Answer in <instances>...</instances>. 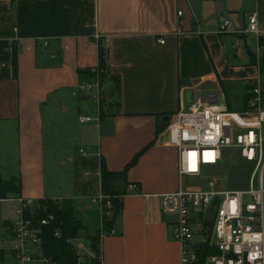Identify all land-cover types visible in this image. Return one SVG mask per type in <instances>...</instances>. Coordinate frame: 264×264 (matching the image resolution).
I'll return each mask as SVG.
<instances>
[{
    "label": "crops",
    "instance_id": "0c3cea01",
    "mask_svg": "<svg viewBox=\"0 0 264 264\" xmlns=\"http://www.w3.org/2000/svg\"><path fill=\"white\" fill-rule=\"evenodd\" d=\"M215 1V13L222 14V3L218 13ZM256 2V10L245 17L256 13L264 23V0ZM180 3L0 0V175L19 180L23 199L69 204L85 228L75 241L81 244L83 233L86 239L98 235L102 264H179L180 245L172 237L174 219L160 214L155 199L141 196L122 198L114 234L102 229L101 212L91 202L102 194L101 161L109 172L120 173L149 147L125 182L116 185L126 192L133 183L146 195L176 191L178 156L166 129L171 117L189 105L186 93L191 99L210 93L224 98L221 81L228 97L236 90L233 107H238L244 81L258 75L243 51L248 66L230 64L220 34L202 32L188 1L183 0L186 15ZM237 37L246 47V36ZM99 46L111 83L119 80V90L110 93L116 107L104 115L110 100L100 86L87 89L91 81L82 75L97 67ZM10 222L2 221L1 264L9 259L4 252ZM84 250L91 254L88 246Z\"/></svg>",
    "mask_w": 264,
    "mask_h": 264
},
{
    "label": "built area",
    "instance_id": "2783aa9c",
    "mask_svg": "<svg viewBox=\"0 0 264 264\" xmlns=\"http://www.w3.org/2000/svg\"><path fill=\"white\" fill-rule=\"evenodd\" d=\"M246 18L245 28L241 32L235 29L232 34L253 37L257 43L253 66L258 75L244 81V87L249 86V93L253 96L247 108L229 110L222 95L216 93L194 97L191 104L183 106L171 117L166 139L177 151L180 179L184 176L198 178L204 169L215 168L223 161L224 150L236 151L238 157L252 167L248 189L201 190L183 188L180 182L172 193L146 195L138 185L130 183L121 197L135 195L155 199L160 214L174 219L172 237L180 245L179 264H195L196 246L190 244L194 231L202 236L203 222L210 207L213 208L210 245L216 254L207 256L203 264H264V107L259 76V61L264 57V46L259 44V40L264 38V23L259 22L256 13L248 14ZM229 27L228 20L220 19L219 34H225ZM46 45L44 43L43 46ZM92 86L99 87V84H86L87 89ZM97 99L99 101L100 97ZM89 121V118H79L80 123ZM3 201H13L18 205L8 226L9 239L4 253L9 261L13 264L35 261L51 264L42 255L41 235L42 229L54 220V216L48 214L47 207L40 200L17 197ZM91 202L100 210L102 219L110 216V197L100 194ZM39 212L44 216L39 217ZM109 234H114V231L110 230ZM54 236L59 237V233L55 232ZM76 249L84 250V247L78 244ZM93 257L88 254L87 258H79L77 264H87L86 260ZM97 264H102L100 258Z\"/></svg>",
    "mask_w": 264,
    "mask_h": 264
},
{
    "label": "rangeland",
    "instance_id": "374dc122",
    "mask_svg": "<svg viewBox=\"0 0 264 264\" xmlns=\"http://www.w3.org/2000/svg\"><path fill=\"white\" fill-rule=\"evenodd\" d=\"M191 9L193 10V14L196 18L197 22H200V26L202 28V32L205 30L213 31L216 34H219L217 19L221 16L225 20H228L231 23V28L227 30L225 34H220V42L223 47L229 53V61L230 64L235 67H246L248 66V61L244 58V54L240 49L242 44V40L238 39L237 35H233V27L239 28L242 30L243 26L247 23V18L245 17V13H250L256 10L257 2L256 0H217L222 3L224 7V11L222 14H216L214 9V1L215 0H187ZM179 9L184 12L186 15V9H184L183 0H180ZM245 46L247 50L251 54L256 53V39L250 36H246L245 38ZM231 53V54H230ZM234 53V54H233ZM231 55H237L238 58L235 60H231ZM89 75V81L98 82L100 86L101 95L105 99L107 97L110 102L102 108L101 115L105 113L112 112L116 107V101L110 96V93H114L115 86L114 83H111L110 78L108 77L107 71L105 72V78L101 77V73L96 69H90L86 71L85 76ZM84 76V77H85ZM103 76V77H104ZM261 79V89L263 86V79ZM111 86V87H110ZM110 87V88H109ZM235 87H232V90H235ZM236 91V90H235ZM235 91L229 92V98L232 102V106L234 105L235 98L237 97V93ZM91 93H94V89ZM228 96V95H227ZM223 97V96H222ZM264 107V102H263ZM240 107V106H238ZM262 135L264 138V125L262 127ZM224 158L223 161L215 168H206L204 169L202 175L198 178L184 176L180 179L181 186L183 188H199L201 190H209L212 188L222 189V190H247L248 189V179L251 173L252 167L243 162L237 155L236 151H223ZM7 173H4V178H6ZM212 186V187H211ZM11 199H17V197H12ZM17 203L10 201L4 202L0 201V239L2 235H6V232L3 231L2 221L4 220H13L14 213L17 209ZM84 234V233H83ZM81 234V244L83 247L88 246L90 250V241L86 239L84 235ZM8 237H5L4 242L7 241ZM201 234L196 233L194 231V239L191 242L190 246H197L202 242ZM80 244L77 241H73L72 245L76 249V246ZM77 254L80 259L87 258L88 252L85 250H77ZM92 251L90 250V253ZM7 264H13L9 261ZM29 264H44L38 261L29 263Z\"/></svg>",
    "mask_w": 264,
    "mask_h": 264
},
{
    "label": "trees",
    "instance_id": "16d2710c",
    "mask_svg": "<svg viewBox=\"0 0 264 264\" xmlns=\"http://www.w3.org/2000/svg\"><path fill=\"white\" fill-rule=\"evenodd\" d=\"M241 38H244L242 36ZM259 44L264 46V38L259 40ZM246 48V47H245ZM247 49V48H246ZM249 52V51H248ZM249 62L254 65V56L249 52ZM98 70L101 73V77L105 78L104 74L107 71L105 64V53L101 46L98 48ZM12 68L13 75L16 76V52L12 53ZM82 73L84 80L89 79V75L85 76ZM85 76V77H84ZM104 76V77H103ZM259 76L263 79V86L261 89V95L264 102V57L259 61ZM115 91L119 90V80L114 79ZM116 82V83H115ZM220 86L222 91H224V99L226 106L229 110L241 111L247 108L249 101L252 99V94L249 93L250 87H244L243 97L241 99V106L233 107L232 102L226 93L225 85L220 81ZM104 99L102 100L103 104ZM159 133V132H158ZM149 147L145 148L141 153L134 157V159L125 166L124 170L120 173L109 172L103 161L100 165L101 174V192L103 195L110 197L111 202V214L109 217H104L102 219V227L105 232H109L112 229V225L115 217L119 214L122 207L121 197L125 195V191L121 192L120 188L118 192H114V188L118 182L123 184L125 182V177L131 168L136 165L138 158L146 151ZM21 195V185L18 179L10 178L8 180H3L0 175V201L10 199L12 197H20ZM41 204L47 207L48 214L54 216V220L42 229L41 235V251L44 258L48 259L51 264H77L79 260V255L76 249L71 244L72 241L79 239V234L85 230L82 223L75 217L73 209L69 204L65 202H58L52 200H40ZM39 217L44 216L43 212H39ZM212 223L207 221L203 222L202 229V242L199 243L195 249V264H203L207 256L216 254L213 246L210 245L211 242V230ZM55 232L59 233V237H55ZM91 254L94 256L91 259L86 260L87 264H97V259L99 256L98 251V235L89 238ZM3 259V252L0 251V261Z\"/></svg>",
    "mask_w": 264,
    "mask_h": 264
},
{
    "label": "water",
    "instance_id": "95a60500",
    "mask_svg": "<svg viewBox=\"0 0 264 264\" xmlns=\"http://www.w3.org/2000/svg\"><path fill=\"white\" fill-rule=\"evenodd\" d=\"M215 8H216V11L218 13L222 12V5H221L220 2L215 1ZM240 49L244 52L246 57L249 56V52H248V50L245 49V47L241 46ZM191 103H192V99H191V96H190V92H187L186 93V104H191ZM119 187H120V184L116 185V187L114 188L115 193L118 192ZM212 212H213V208L210 207L207 210V213H206V221L209 222V223L212 221Z\"/></svg>",
    "mask_w": 264,
    "mask_h": 264
}]
</instances>
